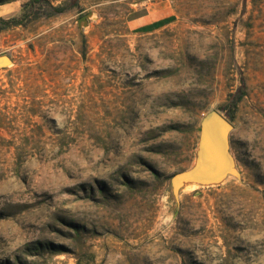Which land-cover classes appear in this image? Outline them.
Listing matches in <instances>:
<instances>
[{"label": "rangeland", "instance_id": "obj_1", "mask_svg": "<svg viewBox=\"0 0 264 264\" xmlns=\"http://www.w3.org/2000/svg\"><path fill=\"white\" fill-rule=\"evenodd\" d=\"M28 1L0 0V264H264V0ZM232 93L239 177L176 200Z\"/></svg>", "mask_w": 264, "mask_h": 264}, {"label": "water", "instance_id": "obj_2", "mask_svg": "<svg viewBox=\"0 0 264 264\" xmlns=\"http://www.w3.org/2000/svg\"><path fill=\"white\" fill-rule=\"evenodd\" d=\"M89 14L81 16L78 23L86 22ZM10 62L8 55H0V67ZM231 128L229 119L217 109H209L201 116L195 160L190 167L174 173L170 178L169 184L176 200L183 180L191 179L198 181L199 185H213L230 176L239 177L229 151L228 136Z\"/></svg>", "mask_w": 264, "mask_h": 264}, {"label": "trees", "instance_id": "obj_3", "mask_svg": "<svg viewBox=\"0 0 264 264\" xmlns=\"http://www.w3.org/2000/svg\"><path fill=\"white\" fill-rule=\"evenodd\" d=\"M43 2L51 8V11H45V9H41ZM36 4H39V6H37ZM27 6H32V15L30 16V18H28V21L32 20V19H36L40 16H51L53 14H55L56 12L61 11L62 9L57 7V6H53L51 4V2L49 0H29L28 3L24 4L22 6V12L25 11V7ZM0 31L10 27V26H14V25H18V24H22V19L19 17H9V18H3L0 17ZM241 97V95H236L235 93L230 94V96L228 97V99L221 105L220 109L223 111L224 115H226V117H228L229 119L232 118L234 110L237 106L238 100Z\"/></svg>", "mask_w": 264, "mask_h": 264}, {"label": "bare ground", "instance_id": "obj_4", "mask_svg": "<svg viewBox=\"0 0 264 264\" xmlns=\"http://www.w3.org/2000/svg\"><path fill=\"white\" fill-rule=\"evenodd\" d=\"M199 185V182L196 180H191V179H186L183 180L180 185H179V189L181 190H189L192 188H195L196 186Z\"/></svg>", "mask_w": 264, "mask_h": 264}, {"label": "crops", "instance_id": "obj_5", "mask_svg": "<svg viewBox=\"0 0 264 264\" xmlns=\"http://www.w3.org/2000/svg\"><path fill=\"white\" fill-rule=\"evenodd\" d=\"M156 20V19H155ZM154 22H157V21H154Z\"/></svg>", "mask_w": 264, "mask_h": 264}]
</instances>
